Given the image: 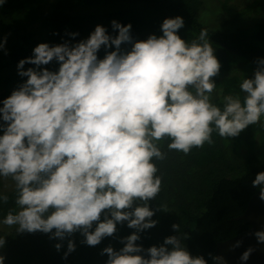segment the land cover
I'll list each match as a JSON object with an SVG mask.
<instances>
[{
	"label": "clouds",
	"instance_id": "obj_1",
	"mask_svg": "<svg viewBox=\"0 0 264 264\" xmlns=\"http://www.w3.org/2000/svg\"><path fill=\"white\" fill-rule=\"evenodd\" d=\"M4 3L0 0V6ZM110 24L114 35L97 24L84 39L41 42L18 61V75L26 79L0 101V177L15 182L16 208L0 224L59 240L80 232L82 242L94 246L126 221L135 231L121 238L118 250L102 249L105 264H209L187 249L188 233L180 224L172 225L175 234L159 246L144 249L136 243L141 231L157 223L148 203L161 189L153 158L164 159L165 153L157 142L168 137L169 149L188 153L213 144V132L236 137L262 122L264 57L256 59L253 76L239 83L240 91L223 95L217 104L211 78L221 65L207 28L185 40L177 31L184 19L176 15L162 20L161 35L134 40L131 23L113 19ZM6 39H0V49ZM122 43L131 47L124 50ZM102 47L105 55L99 58ZM53 60L56 71L42 67ZM25 63L34 67L25 69ZM251 185L264 200V170ZM8 200L0 192V204ZM252 235L264 244V226ZM4 245L5 235H0V248ZM240 245L236 239L228 247ZM75 247L68 239L64 257ZM253 250L240 253V264ZM209 256L212 264H228L222 253ZM4 261L0 254V264Z\"/></svg>",
	"mask_w": 264,
	"mask_h": 264
},
{
	"label": "trees",
	"instance_id": "obj_2",
	"mask_svg": "<svg viewBox=\"0 0 264 264\" xmlns=\"http://www.w3.org/2000/svg\"><path fill=\"white\" fill-rule=\"evenodd\" d=\"M212 1L5 0L0 6V39L7 38L4 49H0V101L26 79L18 75L17 63L32 55L38 43L75 42L86 38L97 24L104 25L114 35L110 24L113 19L122 24L131 23L133 39L144 40L149 34H162L160 25L165 17L180 15L184 19V26L177 30L181 38L191 41L202 28L208 30L221 65L218 75L211 78L217 84L212 98L221 104L223 95L240 91L239 83L244 77L253 76L256 59L264 57V4L252 17L256 21L249 24L250 5L236 11L228 5L230 0H216L220 9L215 13L221 10L223 20L219 26L209 27L199 18L203 6H213ZM257 15L260 20L256 19ZM71 32L78 35L71 37L68 35ZM130 47V44L121 45L124 50ZM105 51L102 47L98 57L103 58ZM23 67L34 65L25 63ZM42 67L56 71L58 62L53 60ZM212 136L213 144L193 147L188 153L169 149L168 137L157 142L165 153L164 159L153 158L157 175L161 177V189L148 202L154 209L152 219L157 223L139 233L136 243L144 249L159 246L166 236L175 234L172 225L180 224L181 232L188 233L184 244L190 253L204 255L212 264L209 254L214 255L217 243L250 228L244 220L235 218L244 212L248 200L258 191L252 187L251 180L264 170V117L262 122L249 125L236 137L223 138L215 132ZM7 178L13 186L4 191L0 182V192L9 197L7 203L0 204V219L9 209L16 208L15 182ZM0 226V235H5V245L0 248V254L5 256L4 264H105L108 256L102 249L110 245L118 250L123 246L121 238L135 231L126 221L121 222L113 235L90 246L82 242L84 237L80 232L59 240L40 231L17 232L15 225ZM68 239L76 247L64 257ZM57 242L62 245L59 251L54 246Z\"/></svg>",
	"mask_w": 264,
	"mask_h": 264
},
{
	"label": "water",
	"instance_id": "obj_3",
	"mask_svg": "<svg viewBox=\"0 0 264 264\" xmlns=\"http://www.w3.org/2000/svg\"><path fill=\"white\" fill-rule=\"evenodd\" d=\"M235 219L244 220L250 228L243 234L217 243L214 254L222 253L228 264H240L238 259L240 253L251 246L254 250L246 264H264V244H257L255 237L252 235L256 229L264 226V200L260 199L259 190L248 200L244 212ZM236 239L241 240L240 247L230 249L228 246Z\"/></svg>",
	"mask_w": 264,
	"mask_h": 264
},
{
	"label": "rangeland",
	"instance_id": "obj_4",
	"mask_svg": "<svg viewBox=\"0 0 264 264\" xmlns=\"http://www.w3.org/2000/svg\"><path fill=\"white\" fill-rule=\"evenodd\" d=\"M223 1V0H221ZM214 3L213 6H203V10H202V14L200 15L201 18L200 20L204 22V25L209 26V27H217L220 25V23L222 22L223 19H221L222 16V11L219 10L218 13H215V11L217 12L218 9H220V6L218 3L215 4L216 0L212 1ZM263 4H264V0H230L228 1V5L230 6H234V10L238 11V10H242L245 7H247L248 5H250L251 7L249 8V10H251L250 12V19H247V23L251 24L253 21H256L254 17L255 11H257L260 8H263ZM213 11V13H212ZM258 12V11H257ZM256 19L260 20L258 15L256 16ZM243 21H239L238 23H241ZM237 23V24H238ZM249 24H246L247 26H249ZM241 25V24H239ZM0 182H1V188L4 191H8L13 185L11 181H9V179L7 177H0ZM0 230H1V226H0Z\"/></svg>",
	"mask_w": 264,
	"mask_h": 264
}]
</instances>
